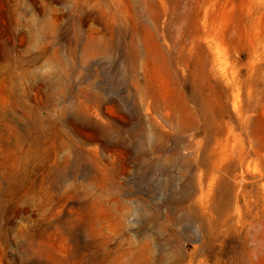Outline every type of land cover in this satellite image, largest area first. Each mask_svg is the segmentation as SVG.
I'll list each match as a JSON object with an SVG mask.
<instances>
[{"label":"rangeland","instance_id":"obj_1","mask_svg":"<svg viewBox=\"0 0 264 264\" xmlns=\"http://www.w3.org/2000/svg\"><path fill=\"white\" fill-rule=\"evenodd\" d=\"M103 2L0 0V264H166L205 241L190 208L217 197L240 219L213 241L219 264H264V0H119L135 49L78 53L65 85L55 49L68 61L79 19L102 34Z\"/></svg>","mask_w":264,"mask_h":264},{"label":"bare ground","instance_id":"obj_2","mask_svg":"<svg viewBox=\"0 0 264 264\" xmlns=\"http://www.w3.org/2000/svg\"><path fill=\"white\" fill-rule=\"evenodd\" d=\"M108 4L110 3V7L114 8V12L112 13L114 20H111V14L106 15L103 8L98 12H94L90 14V17L97 21L102 26V34H100V30L98 28H93L92 31L85 33L82 29L83 19H79L77 23V27H75L72 41L70 43V55L69 59L64 60L60 57L59 52L55 49V57L63 66L64 73V82L65 85H69V79L73 72H80L78 68V60L75 59V56L79 53V62L82 66H84L85 62L91 58L96 56L108 55L110 52L120 53L122 56V62H125L129 55V50L131 47H134V44H131V40L128 39V26L124 18L122 19L118 14V6L119 0H107ZM130 2V1H129ZM103 0H100V5H103ZM86 10H82L81 13L84 14ZM105 13V14H104ZM82 16V15H80ZM118 18V19H115ZM77 20V18L75 19ZM18 27L20 24L19 21L14 24ZM56 28V24L47 23L42 26L43 33L48 34L49 29H52L54 32ZM31 30V28L29 27ZM67 31L71 32V28L68 27ZM29 31L26 33L28 34ZM82 44L80 47L79 45ZM135 56H138V51L135 50ZM33 62V61H32ZM204 67L205 62H202ZM89 85H93L90 83ZM96 100L99 102L100 98L96 96ZM176 109H180L182 111H187L192 116V120L187 123L191 126L196 125L197 116L193 115L192 107L186 98L181 99L179 107H174ZM177 111V110H176ZM168 121L172 123L178 124L180 128L187 127V124L184 123L183 120H186L178 115L167 114ZM205 119V124L207 127H211V122ZM18 120L17 115L13 112L7 118V122L15 123ZM214 125V124H213ZM217 135H225V129L218 130V133L209 134L208 135V143L209 150L206 153L207 160L212 169L219 167L220 165V156L222 151L220 149L221 145V137H217ZM233 201H228L224 197L214 198V206L212 209H209L206 205L202 203V206L198 204H194L192 208H190L192 214L196 217V221L199 222L200 227L205 231L206 237L205 241L197 246L194 252L189 253L185 248H180L176 252H171L170 260L166 264H207L205 259H198L199 256L203 255L207 259L208 252L213 250L217 257V264H219L220 259L224 253V250L221 247H217L213 241L220 240L221 232L226 229H232L239 221V218H235L234 216V206L232 204ZM176 207L180 210H186V204L184 202H178ZM238 207V206H237ZM206 208L209 209V215H206ZM213 210V212H212ZM238 210V209H236ZM172 234L176 236V231L172 230ZM173 238V237H172ZM172 238L168 239L167 242L170 244ZM161 245V249H165L167 244ZM144 249L147 251L148 260L153 256L154 250L150 247L149 242L146 240L144 242ZM210 255V254H209ZM161 263L162 258L160 259ZM199 261V262H197Z\"/></svg>","mask_w":264,"mask_h":264}]
</instances>
